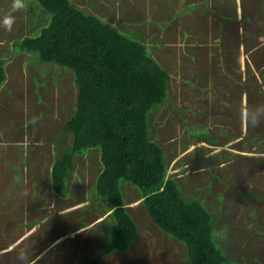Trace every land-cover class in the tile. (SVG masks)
Masks as SVG:
<instances>
[{
	"label": "rangeland",
	"instance_id": "obj_1",
	"mask_svg": "<svg viewBox=\"0 0 264 264\" xmlns=\"http://www.w3.org/2000/svg\"><path fill=\"white\" fill-rule=\"evenodd\" d=\"M73 1L122 32L141 33L169 74L167 99L148 113L167 176L184 198L211 211L216 241L232 264H264V120L256 126L248 120L250 109L264 106V0ZM12 4L0 0V53L7 60L0 88V264L90 261L113 222L94 190L100 150L74 156L58 195L50 172L72 142L66 126L75 112L74 74L13 51L15 40L38 31L50 15L36 1L23 0L19 10ZM120 189L138 225L136 240L100 264H187L184 244L152 221L141 192L123 180Z\"/></svg>",
	"mask_w": 264,
	"mask_h": 264
},
{
	"label": "trees",
	"instance_id": "obj_2",
	"mask_svg": "<svg viewBox=\"0 0 264 264\" xmlns=\"http://www.w3.org/2000/svg\"><path fill=\"white\" fill-rule=\"evenodd\" d=\"M30 1L50 19L40 23L36 35L15 40L13 51L72 70L77 88L75 112L65 124L72 144L53 161L52 187L61 195L74 155L98 147L102 169L94 190L108 202L107 216L113 220L107 224L103 250L77 264H100L104 255L123 254L136 240L138 225L125 207L122 180L141 192L158 228L184 244L187 264H232L216 241L211 211L197 199L182 196L176 181L166 176L161 146L149 137L148 113L167 99L169 75L151 56L141 33L122 32L73 0ZM4 63L0 57V87Z\"/></svg>",
	"mask_w": 264,
	"mask_h": 264
},
{
	"label": "clouds",
	"instance_id": "obj_3",
	"mask_svg": "<svg viewBox=\"0 0 264 264\" xmlns=\"http://www.w3.org/2000/svg\"><path fill=\"white\" fill-rule=\"evenodd\" d=\"M23 0H13V4H12V8L13 10H19L21 8H23ZM12 18L9 16V17H5V20H4V23L6 25H8L9 27L11 26V23H12ZM242 97L241 96V100H242ZM248 120H249V123L252 124L253 126H256L258 125L261 120H264V106H257L256 108L254 109H250L249 110V114H248ZM72 135V134H71ZM231 138H233L232 135H230ZM236 138V137H235ZM152 140V139H151ZM237 140V139H236ZM154 141V140H153ZM239 141V140H237ZM72 144V142H71ZM71 147V146H70ZM66 149V148H65ZM63 149V150H65ZM63 150L61 152V154H63ZM62 156V155H61ZM75 156V155H74ZM164 156V155H163ZM101 160V159H100ZM166 176H167V172H166ZM125 207L127 208L126 206V203H125ZM131 215V214H130ZM135 220V219H134Z\"/></svg>",
	"mask_w": 264,
	"mask_h": 264
},
{
	"label": "crops",
	"instance_id": "obj_4",
	"mask_svg": "<svg viewBox=\"0 0 264 264\" xmlns=\"http://www.w3.org/2000/svg\"><path fill=\"white\" fill-rule=\"evenodd\" d=\"M86 10V9H85ZM88 12H90V13H94L91 9H89V10H87ZM125 11H126V9H125ZM127 11H128V9H127ZM96 14V13H95ZM97 15V14H96ZM100 16V15H99ZM102 18V20H104V18L103 17H101ZM238 19H241V18H238ZM105 21V20H104ZM111 24V23H110ZM111 25H113V24H111ZM120 30V29H119ZM121 31V30H120ZM128 31H134V30H128ZM127 31V32H128ZM127 32H125V33H127ZM141 35V34H140ZM0 42H3V40H1L0 39ZM4 43V42H3ZM3 47H5V43H4V45H2L1 47H0V49L1 48H3ZM7 52H11V48L10 47H8L7 46ZM0 57H2V59H3V57H4V53L2 52V53H0ZM6 61L7 60H5V64H6ZM157 61V60H156ZM161 66V65H160ZM162 67V66H161ZM163 68V67H162ZM168 72V71H167ZM169 75V74H168ZM2 87H3V84L1 85ZM1 88V87H0Z\"/></svg>",
	"mask_w": 264,
	"mask_h": 264
}]
</instances>
